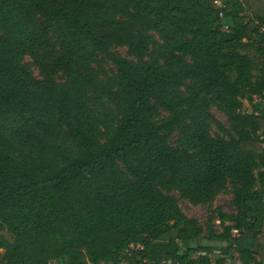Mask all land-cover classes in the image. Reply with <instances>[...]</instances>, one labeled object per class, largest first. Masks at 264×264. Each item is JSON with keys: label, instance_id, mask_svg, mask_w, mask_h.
Masks as SVG:
<instances>
[{"label": "trees", "instance_id": "1", "mask_svg": "<svg viewBox=\"0 0 264 264\" xmlns=\"http://www.w3.org/2000/svg\"><path fill=\"white\" fill-rule=\"evenodd\" d=\"M253 242L264 0H0V264H264Z\"/></svg>", "mask_w": 264, "mask_h": 264}, {"label": "rangeland", "instance_id": "2", "mask_svg": "<svg viewBox=\"0 0 264 264\" xmlns=\"http://www.w3.org/2000/svg\"><path fill=\"white\" fill-rule=\"evenodd\" d=\"M114 52H116L117 54H119L120 56H122L123 58H128L127 54H126V50L124 48H116L113 50ZM129 59V58H128ZM24 64L29 68V70L31 71V73L34 76H38V72L37 69L35 68V66L31 63V60L26 57L24 58ZM102 66L105 68V70L108 71H113L114 68L113 66L108 63V62H102ZM257 107L261 108L260 102L258 100H256ZM263 108V107H262ZM210 114L214 117V119H216L220 124H222L225 127H228V123H227V119L225 118V116L220 113L219 111H217L215 108H211L210 109ZM212 132H214V128L212 130ZM177 199H178V206L181 209V211L184 213L185 216H187L188 218H193L196 219L199 223L203 224L206 220V217L208 215V209L206 206L203 205H191L189 204L187 201L180 199L179 195L176 192L172 193ZM230 201H231V195L229 192L227 191H223L221 193H219L213 204H212V208L213 209H220L223 212H225L226 214H230L233 213V208L230 205ZM218 222L216 221V224ZM6 237L8 238V235H6ZM169 238L168 235H166L165 237H163L159 242L160 243H165L167 241V239ZM251 249H253L254 251H256L258 253V256H264V252L261 246H257L255 245V243H252V247ZM233 263L234 264H240L239 260H238V255L234 252L233 253ZM164 264H170V263H164Z\"/></svg>", "mask_w": 264, "mask_h": 264}]
</instances>
